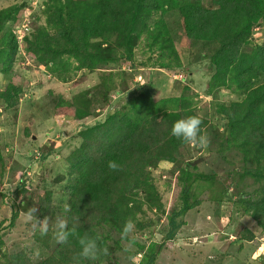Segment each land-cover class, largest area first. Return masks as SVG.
<instances>
[{"label":"rangeland","instance_id":"374dc122","mask_svg":"<svg viewBox=\"0 0 264 264\" xmlns=\"http://www.w3.org/2000/svg\"><path fill=\"white\" fill-rule=\"evenodd\" d=\"M201 1L211 6L213 0ZM52 4L53 0H0V10H17L16 20L5 28L15 30L19 41L10 68L3 71L0 62V257L24 251L38 262L54 252L59 244L51 227L45 236L34 234L25 212L35 206L42 220L40 207L47 203L50 224L57 215L67 219V188L77 177L68 157L83 142L80 131L112 113L132 115L143 92L160 109L176 108L175 98L187 99L206 120L202 133L208 144L184 143L175 150L174 161L149 167L152 191L132 192L124 209L126 221L135 225L136 240L129 244L121 238L123 227L101 224L97 232L112 250L82 264H264V229L249 208V201L264 197V160L257 159L254 147L232 139L221 113L222 106L242 101L246 92L235 83L214 85L215 44L190 39L176 9L154 12L149 20L151 25L165 21L176 52L159 49L144 34L132 57L116 48V61L96 69L78 68L68 55L63 58L66 68L44 64L30 53L27 39L20 38H33L42 28L54 33L45 11ZM5 28L0 29V48ZM258 44H264V22L253 30L244 51ZM261 80L264 76L256 82ZM9 87L19 98L12 107L1 97ZM77 109L86 116L77 117ZM189 182L192 207L183 212V191Z\"/></svg>","mask_w":264,"mask_h":264},{"label":"trees","instance_id":"16d2710c","mask_svg":"<svg viewBox=\"0 0 264 264\" xmlns=\"http://www.w3.org/2000/svg\"><path fill=\"white\" fill-rule=\"evenodd\" d=\"M176 9L190 39L215 44L211 57L214 85L230 87L235 83L246 92L242 101L222 106L221 113L227 118L232 139L247 148L254 147L257 159L264 160V80L256 82L264 76V44L256 45L251 52L244 51L253 30L264 22V0H213L211 6H205L201 0H53L45 11L54 33L42 28L34 32L33 38L25 35L24 40L27 39L30 53L41 63H61L66 68L63 58L68 55L75 59L78 68L96 69L116 61V48H123L127 58L132 57L144 34L159 49L176 52L165 21L161 18L149 24L154 12ZM16 14L14 7L0 10V29L8 21L16 20ZM18 42L16 31L5 28L0 48L3 71L12 65ZM141 95L140 102L133 104L132 115L112 113L103 122L80 131L83 142L68 157L72 171L77 174L67 188L69 227L72 218L79 217L78 233L99 236L101 247L108 249L107 255L112 249L98 234L97 226L104 223L120 229L124 226V209L131 203L130 194L136 190L152 191L149 167L157 166L161 160L174 161L175 150L185 143L171 135L173 123L187 115H198L187 99L175 98L172 101L176 108L160 109L157 103L149 101V95L143 92ZM1 97L8 107L19 100L14 98L11 87ZM76 116L84 118L86 112L77 109ZM201 119L203 129L206 120ZM109 160L116 161L120 170H110ZM185 174L189 176L188 172ZM189 187L190 182L183 191V212L192 207ZM46 198L50 205L51 193ZM48 208L47 203L41 205V217L49 214ZM249 208L264 229V197L261 201H249ZM17 216L18 212L13 219ZM171 223L178 227L174 219ZM78 252L76 240L71 239L68 244H59L42 261L33 262L27 253L19 251L4 254L0 264L87 262L76 258Z\"/></svg>","mask_w":264,"mask_h":264},{"label":"clouds","instance_id":"9594fccd","mask_svg":"<svg viewBox=\"0 0 264 264\" xmlns=\"http://www.w3.org/2000/svg\"><path fill=\"white\" fill-rule=\"evenodd\" d=\"M202 119L198 115H187L176 120L171 128V135L178 139H182L185 143L193 147H206L208 137L202 133ZM108 168L112 171L120 170V165L114 160H109ZM67 211V209H65ZM37 208L30 207L24 214L25 222L30 224L32 232L39 233L41 236L48 234L50 227L53 231L54 239L58 244H68L71 239H75L79 246L77 253L78 260L96 261L102 255L108 254L106 247H101L99 236H92L85 232L83 235L77 231L79 225V217L72 218L71 227L69 221L63 216L57 215L54 223L50 224L49 217L45 216L42 220L36 215ZM135 230V225L131 220L125 222L121 238L133 243L136 237L132 235Z\"/></svg>","mask_w":264,"mask_h":264},{"label":"built area","instance_id":"2783aa9c","mask_svg":"<svg viewBox=\"0 0 264 264\" xmlns=\"http://www.w3.org/2000/svg\"><path fill=\"white\" fill-rule=\"evenodd\" d=\"M24 36H25V35H22V37L20 38V39H21V41H23V40H24Z\"/></svg>","mask_w":264,"mask_h":264}]
</instances>
